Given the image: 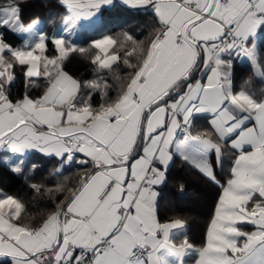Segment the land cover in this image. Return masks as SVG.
<instances>
[{
    "label": "snow or ice",
    "instance_id": "1",
    "mask_svg": "<svg viewBox=\"0 0 264 264\" xmlns=\"http://www.w3.org/2000/svg\"><path fill=\"white\" fill-rule=\"evenodd\" d=\"M120 2L155 17L147 45L127 32L88 47L64 35L49 41L34 31L38 21L25 26L19 0L0 6V28L28 37L13 47L0 35V149L59 158L55 191L67 193L38 226L24 222L21 200L0 193V258L10 264H186L194 254L193 264H264V85L259 97L246 90L253 77L264 80V0ZM60 3L67 12L63 32L71 37L114 0ZM49 42L57 56L47 55ZM72 53L90 54L99 71L114 73L122 63L126 81L109 97L103 76L80 81L64 71ZM241 58L252 76L237 91L234 63ZM16 67L26 87L13 99ZM33 78L45 81L38 97L28 93ZM198 120L207 127H197ZM176 157L220 188L200 247L180 235L181 219H158L156 189ZM226 158L222 183L216 169L223 172ZM23 165L18 160L12 171L22 173ZM66 169L79 176L77 186L68 184ZM30 187L41 194L42 185Z\"/></svg>",
    "mask_w": 264,
    "mask_h": 264
},
{
    "label": "trees",
    "instance_id": "2",
    "mask_svg": "<svg viewBox=\"0 0 264 264\" xmlns=\"http://www.w3.org/2000/svg\"><path fill=\"white\" fill-rule=\"evenodd\" d=\"M19 2L25 26L34 20H38L42 32L47 35L49 41L53 37L61 36L60 25L67 12L60 0H19ZM5 3L6 0H0V6ZM156 26L158 25L155 17L150 11L132 10L116 3L111 8L103 9L99 23L84 27L80 37L72 39V42L79 46L88 47L90 41L105 36H118L121 32H127L147 45L151 39L150 33ZM0 35L13 47H22L26 40L25 36L16 35L4 28H0ZM65 38L69 39L68 36ZM259 43L261 49L264 50V33L260 35ZM127 47L120 50L121 57L124 56ZM47 55L57 56L51 42L48 43ZM136 55L134 54L129 59L134 60ZM63 67L64 71L80 81L94 80L103 76L110 86L109 97L116 95L119 85L126 81L129 71L122 63L113 66L116 69L114 73L107 70L99 71L91 63L90 54L81 55L79 53L70 54L69 58L64 61ZM13 71L16 79L12 85L11 98L16 99L22 97L25 92L26 77L20 67H16ZM116 75L123 79H115ZM250 76H252V69L248 61H235V90L239 91L243 86V81ZM33 80L36 86L29 83L28 93L33 97H38L44 91L45 81L43 78H33ZM262 85H264V80L253 77L246 86V90L259 97L262 94L260 91ZM92 102L97 105L101 102L99 93L93 95ZM197 127L204 128L207 127V124L206 122L197 123ZM15 162L17 161L0 152V193L21 200L26 210V214H22L24 222L38 226L50 212L55 211L56 205L67 194L66 191H55L57 175L54 173L60 165V160L36 152L30 153L24 159L23 172L20 174L13 172L9 167ZM230 162V158L225 159L223 172L219 168L216 169L217 176L222 183L227 178ZM33 165H36L34 170H32ZM76 167L79 166H74L72 171H75ZM65 174L69 175L68 184L71 187L77 186L79 176L71 175L67 169ZM31 184L42 185L41 194H36L30 187ZM181 184L184 185L183 191L179 190ZM46 188H52L53 192H46L44 190ZM157 191L159 193L157 198L158 219L161 222L181 219L187 228L186 235L189 241L197 247L203 246L209 222L213 218L220 188L176 157L169 167L166 181L157 187ZM248 227L251 228V226ZM0 264H10V261H0Z\"/></svg>",
    "mask_w": 264,
    "mask_h": 264
},
{
    "label": "crops",
    "instance_id": "3",
    "mask_svg": "<svg viewBox=\"0 0 264 264\" xmlns=\"http://www.w3.org/2000/svg\"><path fill=\"white\" fill-rule=\"evenodd\" d=\"M116 3H120V4H122L123 6H125L123 3H121L120 2V0H114V3H113V5H111V6H105L104 8H102L101 9V11L103 10V9H105V8H111L112 6H114ZM125 7H127V6H125ZM128 8V7H127ZM100 16H101V12H100V14H99V17L98 18H94V21L95 20H99L100 19ZM63 21H64V19H63ZM63 21H62V24L60 25V30H61V33H60V35H64V36H68L67 34H65L64 32H63V27H64V23H63ZM94 21H81V23H80V26H78L79 27V31H77V30H73L74 32H78V37L77 38H79L80 37V34H81V30L84 28V27H88V26H91V25H93L94 24ZM23 36H25V35H23ZM26 37V36H25ZM69 37V36H68ZM70 39H77V38H73V37H69ZM98 40V39H97ZM239 61H242V60H239ZM243 61H247V60H243ZM203 123V122H206V121H204V120H198L196 123ZM206 124H207V122H206ZM0 152H3L4 154H5V156H10L12 159H14V161H17L18 162V160H20V159H25L26 158V156L27 155H29L30 153H33V152H36V153H40V152H38V151H29L27 154H25L23 157H21V156H19L18 154H12L10 151H8L7 149H0ZM40 154H42V153H40ZM42 155H44V154H42ZM44 156H46V155H44ZM47 157H54V156H47ZM57 158V157H56ZM157 190V189H156ZM158 192V191H157ZM159 194V193H158ZM158 198V197H157ZM186 232H187V228H186V226L184 227V229L181 231V236H183V235H186ZM196 259V257H195V255L193 254V255H190L189 257H185V260H186V264H193V262H194V260ZM0 261H9L8 259H3V258H0Z\"/></svg>",
    "mask_w": 264,
    "mask_h": 264
},
{
    "label": "rangeland",
    "instance_id": "4",
    "mask_svg": "<svg viewBox=\"0 0 264 264\" xmlns=\"http://www.w3.org/2000/svg\"><path fill=\"white\" fill-rule=\"evenodd\" d=\"M36 21H38V20H36ZM27 26V25H26ZM34 31L36 32V33H43V34H45L44 32H42V28H41V24H40V22L38 21V23L36 24V26H35V29H34ZM75 33V35L74 36H71V37H73V38H77L78 37V32H74ZM46 35V34H45ZM25 36H26V39L28 38L27 37V34H25ZM46 37H47V35H46ZM57 37H59V36H57ZM105 37H107V36H105ZM104 38V37H103ZM101 39V38H100ZM240 60H244L243 58H241ZM16 163L17 162H15V163H13L11 166H9L10 167V169L12 170V168L16 165ZM14 172V171H13Z\"/></svg>",
    "mask_w": 264,
    "mask_h": 264
}]
</instances>
